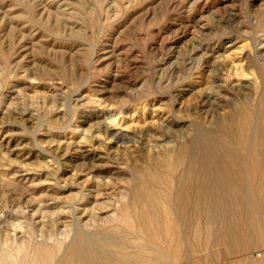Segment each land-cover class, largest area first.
I'll return each mask as SVG.
<instances>
[{
	"label": "rangeland",
	"instance_id": "obj_1",
	"mask_svg": "<svg viewBox=\"0 0 264 264\" xmlns=\"http://www.w3.org/2000/svg\"><path fill=\"white\" fill-rule=\"evenodd\" d=\"M263 43L264 0H0V264H65L89 245L100 264H141L172 254L177 232L167 264H264L263 235L207 244L191 207L163 205L167 185L190 184L174 179L180 148L198 157L247 106L264 215ZM138 191L162 197L156 238Z\"/></svg>",
	"mask_w": 264,
	"mask_h": 264
},
{
	"label": "bare ground",
	"instance_id": "obj_2",
	"mask_svg": "<svg viewBox=\"0 0 264 264\" xmlns=\"http://www.w3.org/2000/svg\"><path fill=\"white\" fill-rule=\"evenodd\" d=\"M259 49L264 51V43ZM261 66L262 64L258 67V76L264 82V72L261 70ZM243 116L245 118L241 121ZM251 119L252 122L255 120L252 110L247 106H242L239 113L236 112L231 116L226 130L218 131L221 134L214 132L204 134L198 157H195V144L180 148L179 153L183 157L182 161L186 160V163H178L180 168L179 171L176 169L178 174L174 179L179 182L188 180L190 184L189 186L183 185L181 188H174L175 186L171 184L167 185L173 200L171 198L165 199L163 205L169 208L170 202L175 201V204L178 202V205L183 208L185 206L191 207V217H189L191 220H194L196 216L203 218L207 244L210 240L217 238L223 245L231 249L234 242H238L239 245L242 243L245 247H251L254 241H257L256 239H261L262 235L264 241V215L257 206V201L253 197V189L249 184L251 174L248 164L251 163L249 161L254 160L246 157L250 149L249 140L252 135L250 138H244V133L248 129L247 124ZM175 122L179 123L176 120ZM168 123H171V120ZM235 126H237L236 131H234ZM232 131L238 136L240 148L234 144L229 135ZM249 131L252 133L253 128H249ZM258 161H261V159L251 164L261 166L262 162ZM191 187H193V193L188 196L189 192L187 190ZM262 189L264 192L263 186ZM152 196L139 191L136 193L135 199L140 201L143 207V213L139 216L137 222L141 228L150 229L153 237L156 238L153 227L161 221V218L154 214V211L157 205L160 204L158 198L161 196L158 195V198ZM175 221L181 223L178 218ZM176 222L175 226L177 225ZM161 229L159 227L158 230ZM166 238L168 239V237ZM174 240L177 244L173 250L171 249L172 254L166 252V248L163 250L161 246L160 249H157L160 255L158 260L147 259L141 264H167V259H179L182 253L180 245L182 236L180 232L175 233ZM103 254L97 252L91 245L87 248L74 246L68 251L65 264H100L99 260L105 258Z\"/></svg>",
	"mask_w": 264,
	"mask_h": 264
}]
</instances>
